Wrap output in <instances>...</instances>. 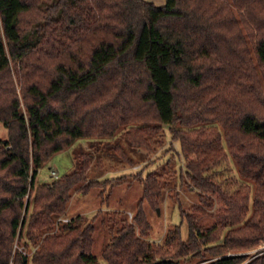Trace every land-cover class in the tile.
Segmentation results:
<instances>
[{"label":"trees","instance_id":"trees-1","mask_svg":"<svg viewBox=\"0 0 264 264\" xmlns=\"http://www.w3.org/2000/svg\"><path fill=\"white\" fill-rule=\"evenodd\" d=\"M0 123V264H264L247 254L264 244V0H0ZM167 129L180 151L160 172L91 179L90 149L38 179L79 139L122 135L152 154ZM230 160L240 180L225 176ZM135 182L133 220L60 221L78 191L104 189L109 209ZM180 188L196 193L193 212ZM168 198L182 221L156 243L148 210Z\"/></svg>","mask_w":264,"mask_h":264},{"label":"rangeland","instance_id":"rangeland-1","mask_svg":"<svg viewBox=\"0 0 264 264\" xmlns=\"http://www.w3.org/2000/svg\"><path fill=\"white\" fill-rule=\"evenodd\" d=\"M148 1H151L156 5H161L162 3V0ZM18 89L20 93L21 86H19ZM165 134L166 136L161 135V137L158 138V140L164 141V143L158 148L159 152L157 153L156 151L152 154H148L147 152L140 153V151L132 150L122 135H119L117 139L112 141L98 140L93 142L92 140L94 139H79L70 149L55 155L50 160V162L40 170L38 179L41 183H46L56 179V177L52 175V171H56L57 174H59V177L73 172L79 162V159H77L79 154L84 150L89 151L90 149H92V152L95 155V159L92 161V168L90 172L91 179L98 177L103 178L107 176L121 177L125 175H131L132 173L140 171V169L145 167L149 162L154 161H156L157 164L152 166L149 170L160 172L159 170L162 171V169H159L161 168L159 166L166 162V160L169 158L174 159L175 153L180 151V145L178 143H173L168 129L165 131ZM6 135L7 130L0 123V137L4 138ZM117 143H120L124 147L129 159L134 161V168L128 160H124L121 155L115 151L114 146ZM225 169H227L225 176L232 180L233 178L235 180H240V176L238 175L235 164L232 160L225 164ZM103 190L104 189L96 188L90 191L87 195L78 191L75 194L70 210L65 216L62 217V219L72 220L73 218H76L80 215L83 218L82 223L86 226L98 214L99 211H102L103 214H105L110 210L111 212L114 210H123L127 211L130 220H133L136 206L138 205L143 194V186L141 183L135 182L130 187H128L126 184L116 187L113 191V194L109 197V209H107L108 203L105 199H103V196H101ZM111 190L112 184L108 187L104 197H106ZM179 192L182 196V203L186 210L188 212H193L191 206L193 204H197L196 193L181 188L179 189ZM158 209H160V214L159 212L157 213L158 210L156 212L150 209L148 210L151 222L153 224L149 239L156 243H162L168 228L173 225L181 224L182 220L179 208L176 207V204L173 203L169 198L166 199L162 207ZM184 231L186 232V230ZM95 238L96 247L94 253L98 256H101L103 247L107 240L106 233L103 230H99L98 234H95ZM20 242L17 243V248L29 255L31 252L24 250L23 246L20 245ZM261 251H264V244L254 250H251L247 254H249L250 257H254ZM194 264H205V262L197 261Z\"/></svg>","mask_w":264,"mask_h":264},{"label":"built area","instance_id":"built-area-1","mask_svg":"<svg viewBox=\"0 0 264 264\" xmlns=\"http://www.w3.org/2000/svg\"><path fill=\"white\" fill-rule=\"evenodd\" d=\"M52 175H54L56 178H59V174H57L56 171H52ZM62 222L68 223L71 220L70 219H60Z\"/></svg>","mask_w":264,"mask_h":264},{"label":"crops","instance_id":"crops-1","mask_svg":"<svg viewBox=\"0 0 264 264\" xmlns=\"http://www.w3.org/2000/svg\"><path fill=\"white\" fill-rule=\"evenodd\" d=\"M146 1H148V0H146ZM149 2H151V1H149ZM161 2H162V3H161V5H159V6H163V5L166 4V1H165V0H164V1L162 0ZM163 2H164V3H163Z\"/></svg>","mask_w":264,"mask_h":264},{"label":"water","instance_id":"water-1","mask_svg":"<svg viewBox=\"0 0 264 264\" xmlns=\"http://www.w3.org/2000/svg\"><path fill=\"white\" fill-rule=\"evenodd\" d=\"M158 212H159V214H160V209H158Z\"/></svg>","mask_w":264,"mask_h":264}]
</instances>
